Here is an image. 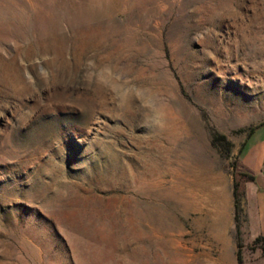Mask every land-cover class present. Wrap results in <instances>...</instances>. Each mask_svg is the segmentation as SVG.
I'll use <instances>...</instances> for the list:
<instances>
[{
	"label": "rangeland",
	"instance_id": "374dc122",
	"mask_svg": "<svg viewBox=\"0 0 264 264\" xmlns=\"http://www.w3.org/2000/svg\"><path fill=\"white\" fill-rule=\"evenodd\" d=\"M262 122L264 0H0V264H264Z\"/></svg>",
	"mask_w": 264,
	"mask_h": 264
},
{
	"label": "crops",
	"instance_id": "0c3cea01",
	"mask_svg": "<svg viewBox=\"0 0 264 264\" xmlns=\"http://www.w3.org/2000/svg\"><path fill=\"white\" fill-rule=\"evenodd\" d=\"M242 164L255 172L257 181L264 184V122L256 125L246 139Z\"/></svg>",
	"mask_w": 264,
	"mask_h": 264
},
{
	"label": "trees",
	"instance_id": "16d2710c",
	"mask_svg": "<svg viewBox=\"0 0 264 264\" xmlns=\"http://www.w3.org/2000/svg\"><path fill=\"white\" fill-rule=\"evenodd\" d=\"M254 128H252L253 130ZM251 130V131H252ZM249 132V134L251 133ZM234 196H235V218L237 221V228L240 230V224H241V204H240V197H239V190H238V183H235L234 187ZM242 244L239 243V246ZM254 245H259L264 248V234H259L254 239ZM240 249V248H239ZM238 258H239V264H243V256L241 253V250L238 251Z\"/></svg>",
	"mask_w": 264,
	"mask_h": 264
},
{
	"label": "bare ground",
	"instance_id": "6f19581e",
	"mask_svg": "<svg viewBox=\"0 0 264 264\" xmlns=\"http://www.w3.org/2000/svg\"><path fill=\"white\" fill-rule=\"evenodd\" d=\"M33 3V2H32ZM9 5V4H8Z\"/></svg>",
	"mask_w": 264,
	"mask_h": 264
}]
</instances>
